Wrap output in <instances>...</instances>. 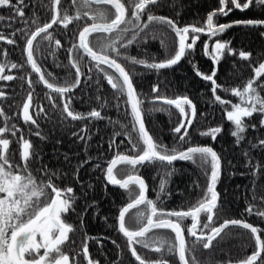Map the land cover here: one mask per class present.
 <instances>
[{"label":"snow or ice","instance_id":"1","mask_svg":"<svg viewBox=\"0 0 264 264\" xmlns=\"http://www.w3.org/2000/svg\"><path fill=\"white\" fill-rule=\"evenodd\" d=\"M62 2L63 0H49L48 4H43V0H40L42 6L51 12V21L41 25L39 16L34 13L31 25H29L28 20L24 18L23 8L26 6L24 0H17L16 4H13L12 0H0V7L11 8L14 15L24 19L25 28L16 31H19L21 39L25 40L23 53L26 55L24 63H16L9 61L6 51L0 54V80L11 81L17 78L11 74H5L6 69L9 71L23 69L25 66H29L31 72L38 77L32 80L30 73L19 77L22 81H26L30 90L22 101L18 117L25 124L35 125L37 123L30 114V108L33 107L35 84H43L48 89L45 96L52 103L53 108L58 107L55 101L56 97H59L62 103L60 112L64 119L89 120L90 122L104 119L101 111L95 108L87 113L74 111L71 108V97L67 95L80 86L81 77L84 76L82 67L86 66V62H91L89 71L95 69L97 73H103V78L114 90L117 99L126 97L123 102L130 108V112L126 113L131 116L130 129L128 125L119 121H109L111 124H119L121 129L113 133L109 149L113 146L119 147L115 138L120 135L125 137L131 147L123 153L117 151L112 159L106 162L107 166L102 171L107 184L119 186L128 196V202L119 208L115 230L126 239L131 256L138 264H169L164 258L165 253L178 256L179 264H200L196 257L198 249L200 247L210 249L213 241L221 237L225 229L229 226H238L251 232L256 247L255 252L239 261V264H264V239L259 235L261 229L243 219H224L223 223L215 226L220 212V194L216 188L222 174V157L209 145L192 143L189 130L196 121V105L187 95H178L175 98L161 95L157 85H153L151 89L155 95L150 99L143 97L133 83L135 69L129 71L125 64L120 62L126 61L130 65H140L148 71L159 73L187 58L195 50L201 35H207L208 40L204 43L203 52L212 59L214 66L211 74L202 73L195 64H193V69L197 76L204 81L211 82L212 102L225 106L224 115L233 126L230 135L234 138V143L239 146L246 139V132L250 127L245 118L260 114V125L264 127V95L260 92V89H264V83L257 80L264 75V62L258 63V67L254 68L255 76L249 78L243 85L223 88L215 79L219 71L217 65L222 56L233 55L234 50L229 47L230 41L215 40L211 46L209 41L234 25L264 26V20L260 19L238 20L228 24L215 23L216 17L227 16L235 9L243 12L259 6L261 10H264V0H243V2L242 0H219V8L209 12L202 24L197 22L183 27L178 26L169 17L156 15L150 11L151 6L160 4L161 0H71V7L75 8L74 14H70L68 8H62ZM102 5L106 7H101ZM168 6L174 5L169 4ZM145 15L147 16L146 21L142 20ZM85 18L91 23L85 24L82 28L77 25L78 42L73 43L67 49L68 65H64V67L75 70V80L69 83L66 79L63 84H60L53 73L42 70L35 56L40 53L41 42L51 43L55 39L49 31L54 25L60 24L67 28L73 21ZM5 19L4 16H0V22ZM11 19L10 17L9 20ZM32 25L35 26L34 30H31ZM151 25H159L161 28L150 30ZM165 29L168 31L166 32ZM16 31L11 35L15 36ZM168 32L174 33L171 40L168 38ZM93 34H97L94 41L90 39ZM149 39L159 40L160 46L165 51L163 59L153 56L149 60L128 55L129 47L134 44H146ZM0 41H6L9 45L16 43L14 39L6 37L3 33H0ZM55 46L56 48L61 47V41L55 40ZM50 55L55 56V50L51 51ZM239 56L244 60H249L251 53L240 51ZM61 66L57 64V67ZM218 90L230 93L238 98V101L233 103L223 99L217 94ZM53 93L56 95L54 96ZM5 98V93L0 91V99ZM146 99L153 105L147 110L148 112H162L171 117L172 107L178 110L179 121L171 129L174 138L171 147L162 139L154 138L146 128L143 107ZM96 100L101 101V97L97 96ZM105 106L106 102L100 104V108ZM37 108L39 112L45 111L43 107L37 106ZM11 119L0 106V264H78L75 257L70 260L69 255L63 251V246L70 240V233L76 231L75 226L64 218L69 213L77 212L75 204L78 197L74 188L62 189L57 186L53 177L58 178L59 172H51L46 165H41L38 169L45 173L46 179H38L33 174L30 164L34 158L39 159L40 154L30 140L22 135L16 139L20 145L21 163L14 164L15 153H11L10 158L12 141L7 137L9 134L14 138L17 137L20 129L16 124L10 123ZM251 127L255 129L256 125L252 124ZM222 131V126H216L202 131L198 130V134L215 141ZM81 132L85 134L73 133V135H79V140L84 143L87 153V141L91 139L87 135V125L81 129ZM30 134H32L31 130ZM34 134L41 140L46 139L38 131ZM248 143L251 148L264 149V139H260L258 144L252 141ZM243 155L247 158L249 152L244 151ZM91 159V156H87L78 164L75 171L77 180L80 168H83ZM65 160H68L67 154H65ZM176 161H188L200 168L207 178V186L203 189V196L195 203L188 205L186 209L166 210L159 205L163 204V197H171L167 186L168 179L177 171L173 166ZM157 165L160 182L156 200H153L148 198L149 186L139 172L142 167ZM247 166L253 169L252 176L258 177L262 170L260 165L249 163ZM95 168L99 169L101 165L97 163ZM252 183L255 185L256 180L253 179ZM91 187L92 185L89 184L88 188ZM83 195L86 196L87 192ZM252 198L257 199L255 191H253ZM259 199L264 204V196ZM97 203L95 200L91 202L85 200L86 206L77 213L81 228L84 224V214L89 209L95 208L94 216L98 215ZM132 210L135 211L132 212ZM246 211L249 215L255 214L264 218V208H259L252 203L248 204ZM130 212L131 215H129ZM202 216H205L206 220H203ZM104 219L106 221L107 218ZM188 219L191 220L190 226L185 224ZM133 221L135 227H129ZM154 230H170L174 236ZM185 230L187 236L192 238L190 242L185 237ZM91 239L99 241L101 238L89 237L85 234L78 254L84 256L87 264H99V261L93 260L89 253L88 240ZM105 239L108 238L105 237ZM111 243L120 249V245L115 240ZM137 246L154 251L159 254V259L146 260L138 253ZM41 250H43L42 254Z\"/></svg>","mask_w":264,"mask_h":264},{"label":"trees","instance_id":"2","mask_svg":"<svg viewBox=\"0 0 264 264\" xmlns=\"http://www.w3.org/2000/svg\"><path fill=\"white\" fill-rule=\"evenodd\" d=\"M16 2L17 0H12L13 4H16ZM48 2L49 0H43V4H48ZM24 4L26 5L23 8L24 18L28 20L29 25H31L34 13L39 16L41 25L44 22L51 21V12L42 6L40 0H24ZM169 4L174 6L169 7ZM219 6V0H161L160 4L151 6L150 11L156 15L169 17L178 26L183 27L197 22L202 24L206 19V15L219 8ZM61 7L68 8L70 14L75 13V8L71 7V0H63ZM101 7L106 6L102 5ZM229 7H231L230 4ZM0 16L6 18L3 22H0V33L16 41L12 45L7 44L6 41H0V54L6 51L10 62L24 63L26 60V55L23 53L25 40L21 39V33L16 31L25 28L24 19L14 15L13 9L8 7H0ZM10 17L12 18L11 20H9ZM146 19V15L142 17V20L146 21ZM248 19L264 20V10H261L259 6L243 12L235 9L227 16L216 17L215 23L222 24ZM89 23L91 21L85 18L73 21L67 28L56 24L49 29L55 39L51 43L48 41L40 43V53L35 56V59L42 70L53 73L60 84H63L66 79L69 83L75 80V70L64 67V65H68L67 49L73 43H76L77 25L82 28ZM160 28L161 26L159 25L150 26V30H159ZM34 29L35 26L32 25L31 30ZM14 31H16V35L12 36L11 34ZM165 31L167 32L168 30L165 29ZM262 33H264V27H233L226 29L225 32L209 41L210 46L211 42L215 40L230 41L229 47L234 50L233 55L225 54L222 56L221 61L217 65L219 71L215 79L223 88L241 86L249 78L255 76L254 68L258 67L259 62H264V35ZM96 35L93 34L90 39L94 41ZM173 37L174 33L168 32L169 40ZM55 40L61 41L62 46L56 48ZM206 40H208L207 35L202 34L195 46V50L187 58L182 59L172 68L163 69L159 73L148 71L140 65H130L126 61L120 62L124 63L129 71H132L133 68L135 69L136 74L133 76V83L143 97L150 99L155 95L151 89L153 85H157L161 95L169 98L187 95L193 101L197 108V117L193 127L189 130L192 143L209 145L222 157V174L216 188V191L220 194V212L215 226L222 223L224 219H243L245 222L261 229L259 235L264 239V218L255 214L249 215L246 211L249 203L259 208H264V204L259 199V197L264 196V149L259 147L251 148L248 143V141H252L258 144L260 139H264V127L260 125L261 115L254 114L251 118H245L250 127L247 129L246 139L237 146L234 143V138L230 135L233 126L224 115L225 106L212 102L211 82L204 81L197 76L193 69V64H195L202 73L211 74L214 66L212 59L204 55L203 52ZM53 50H55V56L50 55ZM121 51L124 50L121 49ZM240 51L251 53L249 60L240 58ZM127 53L137 58L149 60L153 56L157 59H163L165 56V51L160 46L159 40L153 39H149L146 44L132 45L127 49ZM57 64L62 66L57 67ZM90 64L91 62H86V66L82 67L84 76L81 77L80 86L67 95L71 97V108L74 111L87 113L95 108L101 111L104 119L91 122L89 120L72 121L70 118L64 119L60 112L62 103L59 97L57 96L55 101L58 107L53 108L52 103L45 96L48 89L43 84H35L33 101L42 105L45 111L40 112L38 117H35L37 123L34 127L33 124H23L22 119L18 117L20 106L22 105V92L30 90L26 81H22L19 77L28 73L31 74L30 78L32 80H36L38 77L31 72L29 66L10 71L6 69L5 74H11L17 78L11 81L0 80V91H3L6 97L5 99H0V106L12 118L10 123L16 124L20 129L17 137L14 138L10 134L7 137L12 141L10 144V158L11 153H15L14 164L21 163L20 145L16 142V139L22 135L30 140L35 150L40 154L39 159L34 158L30 164L33 174L38 179H46L45 173L38 171L41 165H46L51 172H59L58 178L53 177L57 186L62 189L67 187L74 188L78 197L75 204L77 212L69 213L64 217L68 223L73 224L76 228L74 233H70L69 242H66L63 246V251L69 255L70 260L75 257L78 263L84 262V256L78 253L82 246L81 242L85 239V234L89 237L105 234L110 242L115 240L120 245V249L114 244H112L111 248L109 247L111 260H115V263L111 264H138L129 254L126 241L115 230L117 212L121 206L128 202V196L125 190L106 185L102 171L107 165L106 162L112 159L117 151L123 153L131 147L125 137L120 135L115 138L119 147L113 146L112 149H109L113 133L121 131L119 124H111L109 121H119L128 125L130 129L131 116L126 115L130 111L123 102L125 97L120 100L117 99L114 90L103 78V73H97L95 69L89 71ZM108 71L111 72L109 69ZM257 80L260 83H264V75L257 78ZM260 92L261 95H264V89H260ZM217 94L233 103L238 101V98L222 90H218ZM53 95L55 96L56 94L53 93ZM97 96L101 97V101L96 100ZM104 102H106V106L100 108V104ZM152 106L146 99L143 105L145 109V126L154 138L157 140L162 139L165 144L171 147L174 142L171 129L179 121L178 110L173 106L171 109L172 116L170 117L162 112H148L147 110ZM227 107L230 109V105ZM252 124L256 125L255 129L251 127ZM85 125H87V135L91 137L87 141V153L85 152L84 143L79 140V135L85 134L81 132ZM216 126H222L223 131L217 135L215 141L210 137L198 134V130L202 131L208 127ZM30 130L32 134H30ZM37 131L46 139L41 140L39 136L35 135L34 133ZM73 133H78L79 135L74 136ZM244 151L249 152V157L246 158L243 155ZM65 154L68 156L67 161L65 160ZM87 156H91L92 159L83 168H80L77 180L75 177L76 168ZM97 163L101 165V168H95ZM249 163L251 165H260L262 170L259 172L258 177L254 178L252 176L253 169L247 166ZM173 166L177 171L168 179L167 186L171 197H163L164 202L159 206L166 210L186 209L188 205L195 203L197 199L203 196V189H206L207 186V178L203 171L191 162L176 161ZM158 168V165L155 167L145 166L139 172L149 186L147 196L153 200H156V192L160 182V176L157 174ZM253 179L256 180L255 185L252 183ZM89 184L92 185L90 189L88 188ZM253 191H255L257 196L256 200L252 198ZM84 192H87L86 196L83 195ZM85 200L88 202L97 201L99 213L94 216L96 209H89L84 214V224L83 228H81L80 218L77 213L81 212L86 206ZM157 203L159 204V202ZM105 217L107 218L106 221ZM202 219L206 220V217L202 216ZM189 222H191L190 219L185 221V224L187 225ZM159 232L174 236L170 230ZM185 237L189 242L192 239L187 236V232H185ZM94 241L95 239L88 240L89 249L90 243L92 244ZM255 250V241L249 230L238 226H229L221 234V237L213 241L210 249L200 247L196 252V257L200 264H234L244 260L247 256L254 253ZM165 255V259L169 264H178L175 255L167 253ZM90 256L93 260L99 261V264H106L93 257V255ZM145 259L157 260L159 255L150 258L145 257Z\"/></svg>","mask_w":264,"mask_h":264},{"label":"flooded vegetation","instance_id":"3","mask_svg":"<svg viewBox=\"0 0 264 264\" xmlns=\"http://www.w3.org/2000/svg\"><path fill=\"white\" fill-rule=\"evenodd\" d=\"M77 37V36H76ZM27 93L28 92H22V101L26 98V96H27ZM37 106H39V107H42V105H39V104H37L36 102H34L33 101V107L32 108H30V114L31 115H33V118L34 119H36L35 117H38V114L40 113L39 111H38V108H37ZM22 123L23 124H25L24 123V121L22 120ZM33 127H34V125H33ZM103 175H104V173H103ZM103 179H104V176H103ZM105 182V181H104ZM105 184H106V182H105ZM107 185V184H106ZM111 187V186H110ZM112 188H115V187H112ZM117 189H120V188H117ZM126 204V203H125ZM122 207V206H121ZM135 210H132V212H134ZM118 212H119V210H118ZM118 212H117V215H118ZM132 213L130 212V214L129 215H131ZM117 215H116V217H117ZM116 224H117V222H116ZM187 225H191V222H189V223H187ZM129 227H135V222L133 221V222H131L130 224H129ZM154 231H157V232H159V231H164V230H154ZM185 232H186V230H185ZM117 233H118V231H117ZM118 235L122 238V239H124L125 241H126V239L122 236V234H120V233H118ZM98 238H101V239H99V241H97V239H95V241L91 244L90 243V249H89V253H90V255H93V257H95L96 259H99V260H101L103 263H106V264H111V263H115V260H111V252H109V247L111 248L112 247V243L110 242V240H109V238L105 235V234H99V236H97ZM105 237L106 238H108V239H105ZM115 239V238H114ZM127 244V243H126ZM127 249H128V247H127ZM137 251H138V253L139 254H141L144 258L146 257V258H150V257H153V256H156V255H159V254H157V253H155L154 251H151V250H149V249H144V248H141V247H139V246H137ZM42 252H43V250H41V254H42ZM128 252H129V250H128ZM129 254L131 255V253L129 252ZM165 257H166V255H165ZM164 257V258H165ZM176 257V256H175ZM92 258V257H91ZM134 258V257H133ZM93 259V258H92ZM134 260H135V258H134ZM146 260H148V259H146ZM150 260H152V261H155V260H153V259H150ZM96 261V260H95ZM78 264H87V261L86 260H84V262H82V263H78Z\"/></svg>","mask_w":264,"mask_h":264},{"label":"water","instance_id":"4","mask_svg":"<svg viewBox=\"0 0 264 264\" xmlns=\"http://www.w3.org/2000/svg\"><path fill=\"white\" fill-rule=\"evenodd\" d=\"M239 10V9H238ZM240 11V10H239ZM231 22H234V21H231ZM231 22H227V23H222V24H228V23H231ZM90 24V23H89ZM241 26H244V25H234L233 27H241ZM231 27V28H233ZM258 27H264V26H258ZM76 42H78V33H77V37H76ZM110 70V69H109ZM111 71V70H110ZM125 100H126V97H125ZM129 111H130V108H128ZM107 166V165H106ZM106 168V167H105ZM104 176V175H103ZM104 181L106 182L107 184V181L104 179ZM108 186H111V187H115V188H119V186H114V185H110V184H107ZM125 205V204H124ZM118 216V215H117ZM223 223V222H222ZM218 226V225H217ZM253 254V253H252ZM250 254V255H252ZM249 255V256H250ZM176 256V255H175ZM176 259H177V262L179 264V260H178V256H176ZM234 264H239V263H234Z\"/></svg>","mask_w":264,"mask_h":264},{"label":"rangeland","instance_id":"5","mask_svg":"<svg viewBox=\"0 0 264 264\" xmlns=\"http://www.w3.org/2000/svg\"><path fill=\"white\" fill-rule=\"evenodd\" d=\"M189 42H190V41H189ZM214 42H215V41H212L211 44L214 43ZM207 57H210V56H207ZM20 107H21V106H20ZM110 160H111V159H110ZM176 260H177V259H176Z\"/></svg>","mask_w":264,"mask_h":264}]
</instances>
